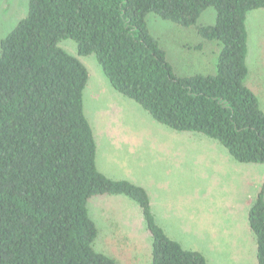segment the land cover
<instances>
[{"label": "trees", "instance_id": "1", "mask_svg": "<svg viewBox=\"0 0 264 264\" xmlns=\"http://www.w3.org/2000/svg\"><path fill=\"white\" fill-rule=\"evenodd\" d=\"M207 8L214 23L198 24ZM263 8L264 0H28L0 41V264H117L93 248L98 230L86 205L98 195L138 205L151 264H208L166 234L144 187L96 168L83 113L89 73L76 56L94 55L110 86L155 121L202 133L239 163L264 165V112L245 85L246 14ZM149 13L215 42V72L176 74L147 27ZM62 39L75 42L76 56L58 46ZM246 224L264 264V179Z\"/></svg>", "mask_w": 264, "mask_h": 264}, {"label": "rangeland", "instance_id": "2", "mask_svg": "<svg viewBox=\"0 0 264 264\" xmlns=\"http://www.w3.org/2000/svg\"><path fill=\"white\" fill-rule=\"evenodd\" d=\"M27 3L0 0V41L27 14ZM248 16L245 85L264 112V8L251 10ZM214 21V9L207 8L198 24ZM146 23L176 74L215 72L219 46L202 39L194 27L154 13L147 14ZM58 46L76 56L71 39L60 40ZM76 57L89 73L83 113L95 139L98 171L144 187L166 234L183 248L200 251L208 264H256L246 215L263 182L264 165L239 163L204 134L176 131L155 121L110 86L94 55ZM86 206L98 230L95 251L114 257L117 264H151V239L132 199L98 195Z\"/></svg>", "mask_w": 264, "mask_h": 264}, {"label": "crops", "instance_id": "3", "mask_svg": "<svg viewBox=\"0 0 264 264\" xmlns=\"http://www.w3.org/2000/svg\"><path fill=\"white\" fill-rule=\"evenodd\" d=\"M203 12H204V11H203ZM203 12H202V13H203ZM250 12H251V11H249V12L246 14L247 39H248V17H249L248 15H249ZM202 13H201V14H202ZM250 20H252V19H250ZM212 24H213V23H212ZM203 25H206V24H203ZM199 45H200V44H199Z\"/></svg>", "mask_w": 264, "mask_h": 264}]
</instances>
